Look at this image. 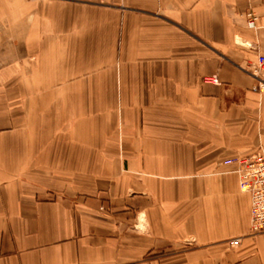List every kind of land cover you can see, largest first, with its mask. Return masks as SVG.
Listing matches in <instances>:
<instances>
[{
	"label": "crops",
	"instance_id": "1",
	"mask_svg": "<svg viewBox=\"0 0 264 264\" xmlns=\"http://www.w3.org/2000/svg\"><path fill=\"white\" fill-rule=\"evenodd\" d=\"M259 55L264 0H0V264H264Z\"/></svg>",
	"mask_w": 264,
	"mask_h": 264
},
{
	"label": "built area",
	"instance_id": "2",
	"mask_svg": "<svg viewBox=\"0 0 264 264\" xmlns=\"http://www.w3.org/2000/svg\"><path fill=\"white\" fill-rule=\"evenodd\" d=\"M74 3L107 6L119 4L124 0H63ZM247 27H255L256 17L248 13ZM255 79V91L264 95V56H257V63L251 72ZM205 80L219 84L216 76H206ZM226 165L235 167L234 173L238 176L239 191L249 196L250 199V233L252 235L264 234V144H261L257 151L248 157H237L224 162ZM239 238L230 240L232 247L238 246Z\"/></svg>",
	"mask_w": 264,
	"mask_h": 264
},
{
	"label": "rangeland",
	"instance_id": "3",
	"mask_svg": "<svg viewBox=\"0 0 264 264\" xmlns=\"http://www.w3.org/2000/svg\"><path fill=\"white\" fill-rule=\"evenodd\" d=\"M44 142H41V144H43Z\"/></svg>",
	"mask_w": 264,
	"mask_h": 264
}]
</instances>
